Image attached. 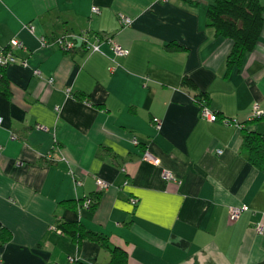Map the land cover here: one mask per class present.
<instances>
[{
	"label": "crops",
	"instance_id": "1",
	"mask_svg": "<svg viewBox=\"0 0 264 264\" xmlns=\"http://www.w3.org/2000/svg\"><path fill=\"white\" fill-rule=\"evenodd\" d=\"M211 1L0 0V50L17 37L28 60L6 67L0 84V226L11 233L3 264H107L103 241L124 250L126 264H264V231L255 230L264 226V167L243 145L246 132L264 134V114L250 121L254 102L264 110V24L227 73L232 42L206 25ZM82 31L129 53L38 41ZM199 94L221 119L200 117ZM85 197L91 206L77 203ZM234 205L248 209L230 221ZM73 222L100 240L76 242L58 227Z\"/></svg>",
	"mask_w": 264,
	"mask_h": 264
},
{
	"label": "trees",
	"instance_id": "2",
	"mask_svg": "<svg viewBox=\"0 0 264 264\" xmlns=\"http://www.w3.org/2000/svg\"><path fill=\"white\" fill-rule=\"evenodd\" d=\"M205 14L206 25L214 30L215 35L229 39L232 42L226 57V70L228 73L233 67L241 65L245 53L251 51L258 42L264 24V5L260 0H212L206 8ZM2 80L3 76L0 84ZM182 82L196 89L194 81L189 77L184 76ZM74 97L83 98V96L76 94ZM204 97L205 94L196 95V103L199 105L204 101L207 105V99ZM216 116L221 119L217 113ZM256 119H250V121ZM243 145L247 149L250 162L258 168H263L264 134L255 131L246 132L243 136ZM82 200H78L77 203ZM58 227L62 233H66L76 242H80L85 238L100 240L98 235L86 231L79 222L61 223ZM10 237V231L0 226V246H3ZM102 244L111 253L107 264H126V252L124 250L118 247H109L108 243L104 241Z\"/></svg>",
	"mask_w": 264,
	"mask_h": 264
},
{
	"label": "built area",
	"instance_id": "3",
	"mask_svg": "<svg viewBox=\"0 0 264 264\" xmlns=\"http://www.w3.org/2000/svg\"><path fill=\"white\" fill-rule=\"evenodd\" d=\"M161 1H167V0H161ZM91 10L94 13L99 12V9L95 6L92 7ZM119 19L123 26H128L132 22L130 17L124 16V15H120ZM24 28L27 29L32 34L35 32V27L33 24H30V23L25 24ZM90 37L91 36L88 32L82 31L79 33H70V34H66L62 36H57L52 39H48L46 36L40 35L38 37V41L42 46H50L54 44L64 51L73 50L74 48H76L77 43H79L81 47L87 48L92 52L101 51L100 50L101 43H106L107 45H109V48L115 57H124V56H127L129 53V50L123 47L122 45H120L118 42H116L113 37L99 36L97 34L93 35V38L92 37L90 38ZM24 50H25V46H24L23 41H21L17 37H12L9 40L8 44L0 50V81L3 76V70L6 67L10 65H14V64H19L23 67L28 66V60L26 58H20L17 54L18 51H24ZM33 73L35 75L42 77V74L36 68L33 69ZM48 82L52 83L53 79L49 78ZM199 114L201 118L206 119L207 121H210V122L217 121L216 114L208 108V106L205 104L204 101L199 104ZM263 114H264V110L261 108L259 102L257 101L254 102L252 105L250 118L251 119L259 118ZM1 121L2 119L0 118V123ZM222 122L224 124H229V125H236V126L239 125V123L235 119H223ZM153 123L156 129L160 128L161 123L160 121H158V119H153ZM38 128L46 130L45 127L38 126ZM133 143L136 144L137 140L133 139ZM218 152H221V151H218ZM142 158L143 160L149 161L152 163L158 162L157 159L153 157L148 151L143 152ZM17 164H20V162H17ZM161 176L163 180L165 181H175L174 175L171 173V171L167 169H164V168L162 169ZM75 183L77 185L81 184L80 181H75ZM95 184L99 190H104L109 185L108 182L98 177L95 178ZM92 203L93 201L90 197H85L80 204L83 206H91ZM130 203L132 205H135L137 203V198H134V197L130 198ZM247 209L248 207L246 205L230 206L229 211H228L229 220L236 221L240 217L241 213ZM255 230L257 233H263L264 226L262 225V223H257L255 226ZM68 262L70 264H78L76 257H71V256L68 257ZM0 264H3L1 257H0Z\"/></svg>",
	"mask_w": 264,
	"mask_h": 264
}]
</instances>
